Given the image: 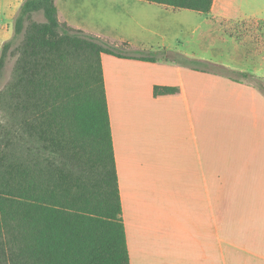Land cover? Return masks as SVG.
I'll return each mask as SVG.
<instances>
[{"label": "crops", "instance_id": "0c3cea01", "mask_svg": "<svg viewBox=\"0 0 264 264\" xmlns=\"http://www.w3.org/2000/svg\"><path fill=\"white\" fill-rule=\"evenodd\" d=\"M55 1L62 21L130 54H193L199 31L218 22L234 46L221 62L264 83L252 40L225 27L264 21L258 0H214L208 14L147 0ZM102 64L130 263L225 264L224 251L216 255V182L258 181L264 213V88L175 61L105 53ZM156 85L180 91L155 95Z\"/></svg>", "mask_w": 264, "mask_h": 264}, {"label": "trees", "instance_id": "16d2710c", "mask_svg": "<svg viewBox=\"0 0 264 264\" xmlns=\"http://www.w3.org/2000/svg\"><path fill=\"white\" fill-rule=\"evenodd\" d=\"M212 11L214 0H147ZM42 14L44 19L36 16ZM127 47L62 21L55 0H24L0 51V264H131L103 54L177 62L237 81L262 78L163 48ZM176 62V61H175ZM180 91L154 88L155 95Z\"/></svg>", "mask_w": 264, "mask_h": 264}, {"label": "rangeland", "instance_id": "374dc122", "mask_svg": "<svg viewBox=\"0 0 264 264\" xmlns=\"http://www.w3.org/2000/svg\"><path fill=\"white\" fill-rule=\"evenodd\" d=\"M19 2L20 0H0V51L3 43L13 35L15 10ZM259 8L264 9V0H258ZM36 19L43 20L44 17L40 13ZM225 27L241 40H252L253 46L258 49V60L261 55L264 63V21H239ZM202 35L206 38L202 39ZM193 49L194 52H190L193 54L181 53L193 59L206 60L207 57H213V60H208L224 64L221 61L232 54L234 46L222 31L221 25L216 22L213 32L212 29L205 33L203 29L199 31L198 43L194 44ZM144 54L160 55L151 51ZM172 59L171 61L181 62L184 58L176 55ZM12 65L13 63L9 64L0 77V90L11 77ZM250 81L257 83L255 80ZM261 84L264 85L263 82ZM1 115L0 111V117ZM223 192L225 196H222ZM215 200L216 255H222L224 251L225 264H264L261 259L264 257V227L261 223L264 213H258V181L216 182ZM261 207L264 208L263 198H259V208Z\"/></svg>", "mask_w": 264, "mask_h": 264}]
</instances>
